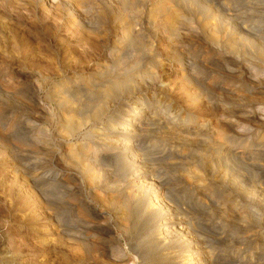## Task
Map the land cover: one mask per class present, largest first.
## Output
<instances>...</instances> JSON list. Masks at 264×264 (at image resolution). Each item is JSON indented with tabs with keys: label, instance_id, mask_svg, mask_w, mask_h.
<instances>
[{
	"label": "bare ground",
	"instance_id": "obj_1",
	"mask_svg": "<svg viewBox=\"0 0 264 264\" xmlns=\"http://www.w3.org/2000/svg\"><path fill=\"white\" fill-rule=\"evenodd\" d=\"M40 1L42 4H39L43 7V11L46 10V14L49 12L53 17L59 16L61 19H67L73 30L78 27L74 34L77 43H73L83 47L81 51H83L85 61L91 63L89 66H94V68L88 67V70L86 69L83 73L82 68L76 70V67L73 68L70 65L64 71L61 69V64L58 63L55 66L57 68V72H55V68L53 70L46 67L49 65L48 63L46 66L41 65V62L39 66H30L32 69L28 68L29 65L26 66L27 68L13 67L12 71L1 68L0 102L2 108L11 117L0 118V129H18L20 127V122L15 119L17 114L6 110L10 105L17 109H21L23 106L30 107V110H35L33 111L34 117L41 113L48 115L50 120L58 114L61 117V135L66 137L67 141L55 142L50 146L44 145V148L48 152L46 161L50 167L65 163L71 167L69 170L58 172L60 170L58 169L56 172H52L49 169H44V166L38 168L29 166L28 169V166L23 164L21 168H17L16 161L18 159L13 157L12 152L8 154L12 155L9 157L13 162L15 161L11 164L12 172L16 175L15 177L24 180L23 183L27 184L29 191L33 190L31 193H34L36 199L41 203L38 215L42 218L45 217L49 225L54 228L58 234L56 239L58 240L59 236L61 238V235H66L75 242L74 244L76 242L80 244V252L82 251L84 259L80 261L75 257L74 264H230L236 261L234 255H223L219 252L222 247H227L230 236L220 235L214 225L203 222L201 215L210 214L213 209L214 193L227 192L224 195L233 205H236L233 202L234 199L243 198L244 207L250 209L253 205L251 197L244 196L242 192L248 193L254 190L260 195L261 192H264V105L262 102L246 105L237 114V119L225 118L222 123L217 120L216 123H221L219 127L222 129H215L213 147L210 152L208 151L209 153L194 155L186 152L182 148L188 144L192 133L190 128L196 118L195 113L184 112V109L181 108L178 111H171L169 104L163 103L162 106L167 108V111L162 112L163 119L157 118L154 112L153 114L150 112L152 107L150 108L149 105L152 100L142 93L143 89L155 85L157 79H154L153 82L149 81L146 88L134 80V77L141 72L137 62L139 57H133L135 59L125 65V61L120 57L124 51V45L122 40L117 37L114 38L110 50L105 54L103 62L99 63L94 60L93 54H89L94 47L91 39L86 41V36L79 31L82 29L86 33L98 31L101 26L106 27L109 22L105 19L100 21L101 18L99 19V16L96 15V9H91L93 5H90L89 8L88 3L95 5L99 2L102 6L106 4L115 7L122 6V1ZM120 1L121 4H117ZM128 1L127 3H129ZM152 2L155 7L149 11L156 15L162 13L167 19H171L169 24L168 20L165 22L166 26L173 29L172 27H176L174 24L176 23L182 28L186 23L188 27H192L189 24V22L192 24L191 21L182 18L184 15L181 14L184 10L182 0H152ZM224 5L227 6L226 3H220L223 11L226 10ZM140 6L143 10L144 4ZM110 10L114 13V10ZM225 12L226 18H230L232 11L227 9ZM116 18L113 17L111 21V25L113 23L119 26L115 32L122 34V37L129 39L131 43L136 42L137 37L139 39V36L144 34L142 18L137 16V19L134 20L131 17L133 20L130 19L131 21L128 22H122ZM205 18H203L204 22L207 20ZM149 20L151 19L145 21L148 25L151 24ZM100 22L103 25H100ZM203 27H206V23ZM182 29L189 32V29ZM100 30L98 32H101ZM258 31L253 25H241L238 37L256 43V40L258 42L259 39H263L262 33H258ZM211 33L214 37V46L216 45L217 49L220 48L219 42H234L225 30L217 29L214 32L211 30ZM88 36H92V34ZM142 38L143 36L140 39L142 40ZM140 41L139 43H141ZM145 41H147L146 51L152 53L156 45L155 42L149 41V39ZM75 44L72 45L76 46ZM84 44L85 46H83ZM101 46L106 47L107 41ZM228 46L233 48L232 44ZM145 54L147 53L145 52ZM37 57L35 58L37 59ZM236 58L239 57L236 56ZM227 59L236 63L233 55H229ZM239 60L242 61L243 58ZM179 62L181 65L183 64L184 72L190 71L192 67L190 61L183 58ZM36 64L38 65V62ZM66 71L69 72L66 73ZM244 71L250 78L251 72L248 69ZM10 72H13V75L17 74L18 78L28 81L27 88L15 87L14 83L10 81L14 78H10ZM232 74L235 77V73L232 72ZM191 75L193 74L191 73ZM158 77L156 76V78ZM53 81L54 85L50 87L49 91L47 90V98L54 106L52 109L51 106H47L40 100L39 94L45 86ZM167 86V83L160 82L156 87L165 90ZM223 87L225 86L223 85ZM223 87L220 86V83L216 84L218 91ZM237 88L238 85L235 82L226 92L234 95ZM255 91L257 94H264L262 86H256ZM138 93H141L142 96L137 97ZM133 97L136 99L128 103V99ZM154 98L156 99L157 96ZM24 99L28 102L23 101ZM117 101L119 104H116ZM167 101L172 104V99L171 101L167 99ZM194 103L197 104L196 101H193L190 105H194ZM89 106L94 108L92 115H81L83 109ZM179 106L183 107L184 105ZM55 109H57L56 112ZM111 110L114 112L109 114L108 121L104 122L99 129H95L98 124L103 122V115ZM74 116H77L78 119L73 124ZM1 119L5 121H1ZM33 119H27L26 124L29 127L39 125V122L35 118ZM179 121L183 123L178 125ZM254 123H256L254 126L256 130L252 133L250 125ZM87 124L92 126L90 133L89 130L81 129ZM199 133L200 131L197 134ZM51 134L48 128L42 130L43 138H48ZM77 136L86 137V139L95 138L96 140H92L93 142L90 144L82 142L77 149L72 141ZM147 137L159 139L161 143L146 144ZM159 166L163 167L166 172L178 169L180 174H175L177 171L175 170L172 176H176L175 178L183 186L190 184L194 186V189L202 190L203 203H198V200L184 199L180 194L177 195L173 189L169 188L166 178L158 170ZM60 188L67 191L66 194ZM229 209L228 221H231L235 211L231 213L233 209ZM63 210L67 211L68 215L62 217L60 211ZM22 211H28V215L32 212L29 210L28 202L22 204ZM29 216L28 219H30ZM138 227H140L139 231H137ZM104 234L107 236L102 237ZM119 236L124 237L125 245L122 248L113 247V243L118 241ZM60 241L58 240V242ZM4 254L5 251H2V256H0L2 262L10 259ZM92 254L97 256H94L97 260H92ZM78 255L81 253L78 252Z\"/></svg>",
	"mask_w": 264,
	"mask_h": 264
},
{
	"label": "rangeland",
	"instance_id": "obj_2",
	"mask_svg": "<svg viewBox=\"0 0 264 264\" xmlns=\"http://www.w3.org/2000/svg\"><path fill=\"white\" fill-rule=\"evenodd\" d=\"M24 1L0 0V69L7 68L12 71L13 67L19 68L28 65V68L32 69L30 66H39L40 62L44 66L49 64L46 67H50L53 70L55 68V72H57L55 66L58 63L61 64V69L64 71L70 65L73 68L76 67V70L82 68L83 73L86 69L88 70V67L94 68V66H89L91 63L85 61L82 54L83 51H81L83 47L75 44L77 43V38L74 34L78 27L73 30L67 19H61L59 16L53 17L49 12L46 14V10L43 11V7L39 4L41 3L40 0ZM121 1L117 4L122 6H115L116 8L113 5L105 4V6H102L99 2L97 3L98 5L88 3L87 6L89 8L93 5L91 9H96V15L99 16V19L101 18L100 21L105 19L109 22H106L108 24L106 27L100 22V25H103L100 27L102 30L99 29L101 32H98V30L86 33L84 29L79 31L86 36V41L91 39L94 47L92 46L93 49H91L92 51L90 50L89 54H93L92 57L99 63L103 62L105 54L110 50L114 38L117 37L122 40L124 45V51L120 57L125 61V65L130 64L135 59L133 57H139L137 62L141 72L134 77V80L146 88L149 81L153 82L154 79H157L155 80V85H150L147 89L142 90V93L152 100L151 105H149L150 108L152 107L150 112L152 114L154 112L157 118L163 119L162 112L164 110L165 112L167 111V108L162 106L163 103L169 104L171 111H178L181 108L184 109V112L195 113L196 118L194 119L195 122L192 123V128H190L192 133L188 139V144L182 148L186 152L194 155L209 153L213 147L215 129H222L219 126L223 119H237V114L249 103L262 102V105H264V94H257L255 91L256 86L264 88V0H182V7H184L181 13L184 14L182 18L192 22V24L189 22L192 27H188L185 23L184 25L186 26L183 25L182 28L189 29V32H186L176 23H174L176 27H172L173 29L168 25L166 26L165 22L168 20L169 24L171 19H167L162 13L156 15V13L149 11L155 7L152 4V0H140L139 2L137 0ZM114 3L116 2L114 1ZM220 3H226L227 6L224 5V9L232 11L230 12L232 13L230 18H226V10H222ZM141 4H144L143 10L141 9ZM110 9L114 10V13ZM43 14L45 15L43 16ZM113 14L115 15L113 16ZM129 16L134 18V20L137 19V16L144 20L142 25L144 34L139 36V39L137 37L138 42L134 41V43H131L129 39L122 37V34L115 32L119 26L113 23L111 25L113 17H117L122 22H128L130 19L133 20L131 17L128 18ZM203 18L207 20L204 22ZM148 19H151L149 20V22L151 21L149 25L145 22ZM204 23H206V27H203ZM241 25H253L259 30L258 33H262L263 39H259L258 42L256 40L255 43L239 38L238 30ZM217 29L225 30L229 37L233 38L234 42H219L220 48L217 49L216 45L214 46V37L211 33V30L214 32ZM89 34H92V36H88ZM148 39L149 41L153 40L154 44H156L152 53L146 51L145 44L147 41L145 40ZM105 41H107V46L102 47L101 44ZM229 44H232L233 48H230ZM37 52L39 53L37 54ZM41 54L42 56H40ZM229 55L235 57L236 63H232L227 59ZM236 56L239 58L237 59ZM141 58L144 59L142 60ZM183 58L190 61L192 65L188 72H184L183 64L181 65L179 62ZM240 58H243V60H239ZM77 59L79 60V65ZM37 62L38 65H35ZM74 63H76V66ZM245 69L251 72L250 78L245 74L247 73L244 71ZM232 72L235 73V77H233ZM9 76L10 78L14 77L10 81L14 83L15 87L27 88L28 81L18 78L17 74L13 75V72H10ZM156 76L159 77L156 78ZM160 82L167 83L168 86L165 90L156 87ZM235 82L238 85L235 90L236 94L233 95L226 92ZM219 83L221 87L223 85L226 87H223L226 93L223 89H219L220 92L216 89V84L219 85ZM53 85L54 81L45 86L39 94L40 100L47 106H51L52 109L54 106H52L51 100L47 98V92ZM27 96L28 94L26 93ZM136 96L139 97L142 94L138 93ZM156 96L157 98L155 99L154 97ZM135 99V97L128 99V103L133 102ZM167 99L170 101L172 99V104ZM23 101L28 102L26 99ZM193 101H196L197 104L190 105ZM116 104H119V101ZM179 105L184 106L180 107ZM32 106L34 105L32 104ZM0 107V118L11 117L2 108L1 102ZM6 110L17 114L15 119L20 122V127L18 129H0V251H5L4 255L10 257V259H6L3 262L0 260V264H74L76 258L82 261L84 257L82 251L80 252V244H77V242L74 244L75 242L66 235H61V238L59 236L58 240H62L58 242L56 239L58 234H56L54 228L49 225L45 217L42 218L38 215L41 203L36 199L35 194L31 193L33 190H28L27 184L23 183L24 180L15 177L16 175L12 172L11 167V164L15 163V161L13 162L11 157H9L12 155L8 154L12 152L13 157L18 159L16 161L17 168H21L23 164L28 166V169L29 166L37 168L44 166V169H49L52 172H56L58 169H60L58 172L69 170L71 167H68L65 163L50 167L46 161L48 152L44 148V145L50 146L55 142L67 141L66 137L61 135V117L58 114L50 120L49 116L44 113H41V115L37 114L34 117L35 113L33 111L35 110H30L28 106L17 109L10 105ZM93 110L94 108L91 106L86 107L81 115H92ZM56 111L57 109H55ZM113 112L111 110L103 115V122L98 124L95 129H99L104 122H107L109 114ZM38 115L39 117H37ZM222 115L223 117H221ZM32 117L39 122V125L29 127L26 124L27 119L34 120ZM76 119H78L77 116H74L72 119L73 124ZM217 120L221 123H216ZM1 121L5 120L1 119ZM182 123V121H179L178 125ZM255 125L256 123L250 125L252 133L256 130ZM91 127L90 124H87L81 129L83 131L89 130L90 133L92 131ZM44 128H48L49 132L52 133L48 138L42 137ZM199 131L200 133L197 134ZM92 140L95 141L96 139H86V137L77 136L72 141L79 149V144L82 142L90 144L93 142ZM145 142L146 144L161 143L159 139L152 137H147ZM158 170L166 178L169 188L173 189L177 195L180 194L184 199L198 200V203H203L202 190L198 191L190 184L183 186L175 178L176 176H172L175 170H177L175 174H180L178 169H171L166 172L163 167L159 166ZM12 181L13 184H11ZM62 190L66 194L67 191ZM207 193L209 192L207 191ZM226 193H214L215 203L212 206L213 209L210 214L201 215L203 222L214 225L220 235L230 236L231 242L227 241V247H222L219 252L223 255L235 256L237 260L230 264H264V192H261V195L254 190L248 193L242 192L244 196L251 197L253 205L250 209L244 207L243 198H236L233 201L236 205L231 204L227 199L228 197L224 195ZM59 194L62 195V193ZM26 202H28L29 210L33 212L29 214L30 216L28 211H22V204ZM229 208L233 209L231 213L235 211L231 221H228ZM27 215L30 219H28ZM60 215L64 217L68 215V212L60 211ZM139 228L137 231H139ZM106 236L105 234L102 235V237ZM125 242L124 237L119 236L118 241L113 243V247L122 248ZM1 252L0 256H2ZM78 252L81 255H78ZM92 255V260H97L94 258L96 255Z\"/></svg>",
	"mask_w": 264,
	"mask_h": 264
}]
</instances>
